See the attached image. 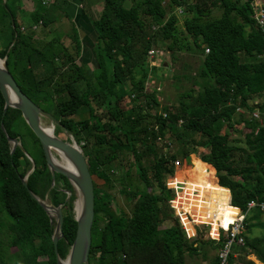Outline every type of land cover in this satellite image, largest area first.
<instances>
[{
    "label": "trees",
    "instance_id": "1",
    "mask_svg": "<svg viewBox=\"0 0 264 264\" xmlns=\"http://www.w3.org/2000/svg\"><path fill=\"white\" fill-rule=\"evenodd\" d=\"M126 1L104 0L103 13L91 20L96 33L91 48L94 58L83 62L76 33V56L59 40L40 43L34 26L27 28L19 22L20 1L0 0V48H4L0 54L8 57L9 71L21 90L82 145L95 191L89 264H188L187 259L196 256L207 259L206 248L217 252L220 242L186 237L170 207L174 193L166 179L174 173L178 157L196 161L182 177L197 186L188 189L181 204L188 194L192 199L194 188L200 199L209 192L221 205L198 206L203 222H212L213 228L220 222L221 227L228 226L237 208L246 212L251 201L264 202V101L250 103L264 96V30L253 18L252 0H211L209 5L207 0H130L128 8ZM55 2L40 3L33 23H42L43 28L53 25L60 9ZM178 7L188 14L184 32L173 14ZM214 8L221 10L220 17H213ZM146 18L151 20L149 26ZM153 26H160L158 32L169 42L173 59L178 52L201 57L200 90L182 92L172 110L163 109L157 91L147 86L155 72L148 56L158 33L152 31ZM81 82L83 92L78 88ZM108 96L117 105L105 110ZM125 98L130 103L127 109L120 104ZM81 99L85 104L74 114L61 115L58 105ZM4 108L0 92V264H57L56 221L29 190L54 207L62 206L63 238L58 250L63 260L76 237V232L66 231L68 219L74 216L76 191L60 174L53 182L41 143L22 112L8 108L4 114ZM160 108L166 118L151 113ZM238 109L250 114L258 110L260 119H247ZM2 123L9 137L21 142L13 155ZM220 123L228 128L244 123L250 131L243 140L233 139L230 133H220ZM167 137L178 145V152L157 151L159 139ZM25 139L33 141L34 156L25 153ZM201 148L205 155L200 159L193 153ZM148 157L151 177L143 163ZM27 176L28 188L22 182ZM226 189L234 208L229 206ZM116 190L132 203L130 214L118 208ZM263 215L264 211L255 209L246 216L245 245L234 249L239 258L232 256L231 264H254L247 259L250 255L264 264ZM256 229L262 234L249 236ZM212 264H217V256Z\"/></svg>",
    "mask_w": 264,
    "mask_h": 264
},
{
    "label": "rangeland",
    "instance_id": "2",
    "mask_svg": "<svg viewBox=\"0 0 264 264\" xmlns=\"http://www.w3.org/2000/svg\"><path fill=\"white\" fill-rule=\"evenodd\" d=\"M210 1L211 0H207L208 5L210 4ZM242 1H244V0H242ZM34 2H35V4L39 5L41 3V0H34ZM190 2L195 3L196 0H190ZM23 5L26 6V9H28L29 6H31L30 4L21 0V2L18 4V6L20 7V10L16 11L17 16L20 18L19 22L22 20V22H24V24L31 23L32 19H31V16L27 15V10L24 12V15L21 12L22 10H25ZM124 5L127 8L130 7L131 6L130 0H127L124 3ZM177 9L178 8L173 10V14L176 15L179 19L178 29L180 30V32H184V21H185L186 17L188 16V14L186 15L185 13H183L180 15V14H178ZM190 16H192V15H190ZM220 16H221V10L218 8H214L213 9V17L218 18ZM150 21L151 20L149 18H146V22H147L148 26L150 24ZM39 26H42V23H39ZM66 30H67V28H64L63 26L61 28H56L54 25H51L50 27H48V30L46 33L47 37L49 34L50 35L52 34L51 38L46 40V38H47V37H45L46 35L38 36V31L35 30L36 39L40 43L41 42L42 43H46V42L48 43L52 40H59L60 41L59 43L62 44L63 46H65L64 43H61V40L64 38L65 34L67 33ZM152 31H154V30L152 29ZM154 32H158V30L154 31ZM155 41H156V44L153 47V49L155 51H157L158 54L155 56L154 59H152V66H153L155 72H154V75L151 76V78L154 80H153V82L152 81L149 82V84H147V86L149 88L157 91V99L161 103L163 109L167 108L169 110L170 109L172 110L178 106V97L182 92L187 91L190 88H193L195 91L200 90L199 84H197L199 82L197 79L198 78L197 77V71H198L199 67L201 66V57H200V55L195 54V53L178 52L176 54L177 58L175 60L172 58L171 53L168 50L169 42H164L162 40V37H161L159 32L155 36ZM66 44H69L68 49L73 54V56H76L75 55V52H76L75 46L69 42H67ZM0 46H1V44H0ZM3 49L4 48H2V47L0 48L1 51ZM89 50H90V52H88V50L86 49L84 52V55H82L83 56V62H91L93 60L94 57H93V55H91V48ZM7 58L8 57L6 55L0 54V59L6 61V64H7ZM79 61H81V60H79ZM7 67H8V65H7ZM187 77L189 79H187ZM78 88L81 92H83L85 90V84L83 82H81L78 85ZM126 88L130 89L129 82H127ZM263 101H264V96H260V97H255L250 103L255 105L256 103L259 104V103H262ZM84 104H85L84 100L81 99V100L76 101V102H68L67 101V102H64L58 106H59V110H60L61 115L68 116V115L74 114L76 108H78V107L81 108ZM120 104H121V107H123L124 109L129 108V106H130L129 99L125 98L124 101ZM115 105H117L116 99L113 96H108V101L104 105L103 108L105 110H107V109H109ZM151 113L153 115H155V114L161 115V114L165 113V111L160 108V109L153 110ZM241 114L244 115L247 119L250 117H253V114H250L249 112L244 111V113H241ZM42 124L46 127H51L54 125L48 119H43ZM218 128H219L220 133H222V134L230 133L231 138L239 139V140H243L245 138L246 134H248L250 131L245 126L244 123L236 124L233 128H228V126L226 124L220 123ZM55 135H56V137H58L62 140H66V141L70 140L71 138L75 139L74 136H72L70 133L65 131V129H63V127L60 124H57L55 126ZM164 141L169 142L172 140L167 137ZM164 141L163 142H157V144H156V148L158 149L157 151L166 152V150H165L166 149L165 148L166 143ZM81 146L82 145H80V147ZM24 147H25V153L26 154L29 153L32 156H34L35 147H34V143L32 140H29V139L26 140L25 139L24 140ZM170 150L172 153L178 152V150H179L178 145L174 141H172V146H171ZM82 151H83V149H82ZM193 154L197 155L201 159V156L205 155V150L201 148V149H199V151L197 153H193ZM193 154H191V156ZM55 156H56V158L58 157L57 155H55ZM150 160H151V157H148L143 161L149 177H151V161ZM178 161L180 162L179 168L183 167L184 170L185 169L190 170L191 168H194L197 164L195 160L190 159V158L183 159L182 157H178ZM132 173L133 174L135 173L134 169H132ZM180 173H178V180H182V176L180 175ZM122 174H123V172H122ZM95 181L99 185L102 184V182H99L98 180H95ZM139 187L141 188L142 186H139ZM113 193H114L118 208H121L130 214L131 210H132V203L129 200H127L123 195H121L119 193V191L116 190ZM75 195H76V200H75L74 204H75V208H76V204L81 199H80V196L77 192ZM181 201H182V199H180L179 204L181 203ZM47 202H49V201H47ZM199 205L202 208H217L221 204H220V201L216 198V199H211L209 201H206V203H204V204L201 203ZM75 208H74L73 218H69L68 222H67V227H66L67 233L77 232V214H76ZM167 211L169 212V208ZM191 213H194V212L192 211ZM260 220L262 222H264V215L260 218ZM220 224H223V223L220 222L217 224L216 228H214V230H213L214 234H216L217 228L220 226ZM225 228H227V226ZM199 231L202 232L201 233L202 237L203 236L207 237L210 229L207 226L201 225ZM261 234H262V230L256 229V230H254L253 236L257 237ZM207 238H210V236H208ZM207 238H205V239H207ZM206 253H207V259H203L202 256H196L195 258L187 259L188 264H212L213 260L217 256L216 250L209 247V248H206ZM250 257L251 258H247V259L253 261L254 264H263L258 260L256 261V259L253 258L254 256H250ZM238 258H239V256H238ZM238 258H237V260H238Z\"/></svg>",
    "mask_w": 264,
    "mask_h": 264
},
{
    "label": "water",
    "instance_id": "3",
    "mask_svg": "<svg viewBox=\"0 0 264 264\" xmlns=\"http://www.w3.org/2000/svg\"><path fill=\"white\" fill-rule=\"evenodd\" d=\"M0 92L5 100L4 114L8 108L20 110L23 118L29 128L39 139L44 151L47 166L49 167L52 180L55 182L57 174L65 176L72 184L75 191L80 196L82 211L77 216V232L75 240L70 249L68 257L63 260L59 256L58 243L63 238L64 216L62 206L54 207L47 202L37 197L29 190V194L35 199L45 210L51 220L56 221V229L53 236V245L57 258V264H89V256L92 247V227L95 217V191L94 182L89 169L88 162L84 153L75 139L62 140L53 133H49L42 124L43 119L51 121L55 127L58 121L49 113L44 111L40 106L34 103L18 86L14 77L10 73L6 61L0 59ZM1 128L5 133L10 145L12 146L11 155L18 147H22L19 139L8 136L4 124ZM54 151L63 152L74 165L77 174L62 169L54 162ZM27 157L35 166L34 161L29 155ZM31 173V172H30ZM23 184L28 188V176L23 179ZM71 195L70 192H68ZM70 197L67 198L69 200ZM76 211V208H75Z\"/></svg>",
    "mask_w": 264,
    "mask_h": 264
},
{
    "label": "built area",
    "instance_id": "4",
    "mask_svg": "<svg viewBox=\"0 0 264 264\" xmlns=\"http://www.w3.org/2000/svg\"><path fill=\"white\" fill-rule=\"evenodd\" d=\"M55 0H43L42 4L44 6H49L54 3ZM248 1V0H244ZM250 5L253 10V18L256 22V24L264 30V0H252L250 2ZM178 14H183L184 9L181 7H178ZM160 28V26H153V30L157 31ZM206 53H209V50H206ZM158 54L157 51L154 49L150 50L148 53V56L151 60V67L152 66V59L155 58V56ZM257 104V103H256ZM239 113H244V110L238 109ZM163 117H167V114H163ZM253 117L257 120L260 119V113L259 111H255L253 113ZM182 121H180V124ZM164 139H159L158 142H163ZM165 144V150L171 151L170 148L172 146L171 141H164ZM180 166V162L176 161L174 163V173L172 175H169L166 179V185L168 189L172 190L174 193V198L169 202L171 209L174 211V215L179 218L181 228L185 232L186 237L189 240H194L197 238H202L203 240H213L216 242H220V247L217 251V264H231V258L232 256H236V253L234 252V249L236 247H241L245 245V236L247 233L246 226H245V219L246 216L255 209H259L260 211H264V202H258V201H251L248 204L247 211L244 212L241 209H238V214L235 216L234 220L231 222V224L225 228L219 226L217 228L216 234H214V226L212 222H203L201 214H199V211L201 208H199L198 204H204L206 201L211 200V195L209 192H206L204 197L200 199V193L197 188H194L192 193V199H190V194L186 197V203L185 204H179L180 199L183 195H186V192L191 186H197L196 184H188L187 182L183 180H178V174L177 169ZM217 185H219V182H217ZM221 187V186H220ZM227 190V189H226ZM229 206L233 207L231 205V200L229 202ZM234 208V207H233ZM198 210V211H197ZM194 213H191V212ZM203 211V210H202ZM204 225L207 226L210 231L208 233V236L210 238H207L206 236L202 237V232L199 231L200 226ZM207 238V239H205Z\"/></svg>",
    "mask_w": 264,
    "mask_h": 264
},
{
    "label": "crops",
    "instance_id": "5",
    "mask_svg": "<svg viewBox=\"0 0 264 264\" xmlns=\"http://www.w3.org/2000/svg\"><path fill=\"white\" fill-rule=\"evenodd\" d=\"M19 1L21 2V0ZM23 1L30 4L31 6H29V8L26 9V6L23 5L25 10H22L21 12L24 15V12L27 10V15L31 16L32 19V16L38 11V7L40 4L39 5L35 4L34 0H23ZM42 1L43 0H41V4ZM55 1L54 2L58 5L60 9L56 13L57 19L53 25L56 28H61L62 26L64 28H67L66 30L67 33L65 34L64 38L61 40V43H64L66 48H68L69 46V44H66L67 42L75 46L73 37H75V33H76L78 41H80L82 48L80 54L84 55L85 50L86 49L89 50L90 48H92L96 42V33L92 28L91 20L98 19L103 13L104 0H55ZM30 25H33L35 30L38 31V36L46 35L45 37H47L46 33L48 28L43 29V26H39V24H34L33 21L31 23L24 24V26L27 28H29ZM51 35L49 34L46 40L51 38ZM187 172L188 169L184 170L183 167L177 169V174L180 173L181 176H183ZM216 177H217V173H216ZM182 178L184 181L185 179H187V177H182ZM227 191L231 200V194L229 190ZM253 233L254 230L249 233V236L254 238ZM250 256H248L247 258H251ZM235 258H238L237 254ZM253 258H255L257 261V258L255 256Z\"/></svg>",
    "mask_w": 264,
    "mask_h": 264
},
{
    "label": "bare ground",
    "instance_id": "6",
    "mask_svg": "<svg viewBox=\"0 0 264 264\" xmlns=\"http://www.w3.org/2000/svg\"><path fill=\"white\" fill-rule=\"evenodd\" d=\"M2 62V61H1ZM3 63V62H2ZM46 127V126H44ZM47 131L49 133H53L54 132V135H55V127L51 126V127H46ZM57 155L58 157L56 158ZM53 157H54V162L56 163V165H58L59 167H61L62 169L64 170H67L69 172H72L74 174H77L76 172V169L74 167V165L71 163V161L69 160V158L63 153V152H60V151H54L53 153ZM81 211H82V204L81 202L79 201L77 204H76V214L77 216H79L81 214ZM231 224V223H230ZM229 224V225H230ZM228 225V226H229ZM227 226V227H228Z\"/></svg>",
    "mask_w": 264,
    "mask_h": 264
}]
</instances>
